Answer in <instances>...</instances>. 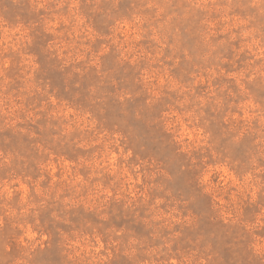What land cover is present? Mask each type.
<instances>
[{
  "label": "rangeland",
  "instance_id": "rangeland-1",
  "mask_svg": "<svg viewBox=\"0 0 264 264\" xmlns=\"http://www.w3.org/2000/svg\"><path fill=\"white\" fill-rule=\"evenodd\" d=\"M249 3L0 0V264H264Z\"/></svg>",
  "mask_w": 264,
  "mask_h": 264
},
{
  "label": "clouds",
  "instance_id": "clouds-1",
  "mask_svg": "<svg viewBox=\"0 0 264 264\" xmlns=\"http://www.w3.org/2000/svg\"><path fill=\"white\" fill-rule=\"evenodd\" d=\"M248 6L257 9L260 15H264V0H250ZM97 251H99V249H97ZM76 255L79 256L80 253L77 252Z\"/></svg>",
  "mask_w": 264,
  "mask_h": 264
}]
</instances>
